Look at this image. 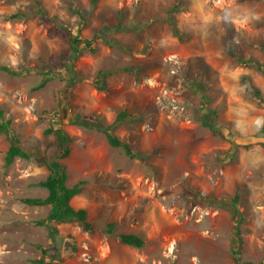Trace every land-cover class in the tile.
I'll return each mask as SVG.
<instances>
[{"label": "rangeland", "instance_id": "374dc122", "mask_svg": "<svg viewBox=\"0 0 264 264\" xmlns=\"http://www.w3.org/2000/svg\"><path fill=\"white\" fill-rule=\"evenodd\" d=\"M74 35L89 45L71 62L90 79L68 86L61 60ZM261 65L264 0H0V66L8 67L0 68V107L11 120L0 133V264H36L37 244L48 247L47 261L61 249L51 264H233L235 248L241 264H264ZM48 69L53 78L38 87ZM99 69L113 70L104 88ZM207 107L217 110V132L199 118ZM124 109L110 131L130 142L133 157L73 123L79 113L114 124ZM50 127L71 136L60 159L67 183L86 179L71 203L95 227L56 223L58 247L35 223L50 205L21 200L46 195L36 182L49 169L33 157L4 160L16 138L43 152ZM195 191L225 200L236 193L239 232L229 208ZM128 232L145 243H122ZM67 240L77 244L73 256Z\"/></svg>", "mask_w": 264, "mask_h": 264}, {"label": "trees", "instance_id": "16d2710c", "mask_svg": "<svg viewBox=\"0 0 264 264\" xmlns=\"http://www.w3.org/2000/svg\"><path fill=\"white\" fill-rule=\"evenodd\" d=\"M96 0H92V3ZM16 15V14H14ZM122 26L121 20L117 22L116 25L108 26L105 25L103 28L108 30L110 28H118ZM79 31V30H78ZM102 33V32H100ZM99 34L95 33L94 37H97ZM106 35V34H105ZM74 39L70 37L69 39V51L63 56L67 61H62L63 69L65 70L64 81L66 85L73 86L81 79H90V75H84L80 70L74 68L72 61L73 58H76L80 51L88 47L87 38H79L77 35H74ZM103 37V36H102ZM83 40V41H82ZM0 68L8 69L7 66H0ZM262 72L264 73V66L261 65ZM27 70H29L27 68ZM48 74L45 78L40 81L37 86H43L47 79L53 78V70L48 69ZM112 69H99L96 77V84L99 88H104L106 86V78L108 75L112 74ZM198 85V84H197ZM202 89V88H201ZM205 93H203L204 95ZM128 115L127 109L121 110L117 119L114 121V124H108L100 121L97 116H85L79 113L73 116V123L84 126V127H95L96 129L105 133L109 143L112 146H120L124 151L131 157L136 155L134 148L131 146L130 142L125 138L112 133L110 130L114 127L115 124L121 122ZM217 116V110L214 108L207 107L206 110L199 116L203 125L208 126L213 132H217L218 128L216 127L215 121ZM5 113L3 108L0 107V133L7 132L10 127L11 120H5ZM264 132V128L262 129ZM46 132H52L54 139L50 141L43 152L37 149H31L27 147L19 138H16L14 142L10 144L6 150L4 160L5 164H10L15 157H24L31 158L42 165H46L49 169V173L44 179H41L36 182V185L45 187L47 193L45 196H23L21 200L30 205H46L49 204L50 208L47 213V220L45 218L35 220V223L40 225H45L48 229L51 240L56 243L58 247L57 237H59L58 229L56 223L60 222H76L87 232L95 231L93 223L88 218V211L84 207L75 208L71 201L74 196L78 195L84 190L86 179L80 178L77 182L72 185L67 183V171L65 164H63L60 159L66 157L70 151V142L71 136L60 128L50 127L46 129ZM224 135V134H223ZM249 137V136H247ZM251 142V141H249ZM51 148V151L49 149ZM194 197L198 200L207 201L211 205H217L220 207H227L230 210L233 218H236V223L234 228L239 232V225L242 221V214L237 207L238 196L234 193L233 197L230 200L221 199L218 197H211L204 195L201 192L195 191ZM115 226V222H108L105 230L111 232ZM120 241L122 243L140 247L145 243V239L136 233L128 232L119 234ZM43 253L42 257L31 259L33 263L36 264H51L53 260H61L64 256H60L61 249L58 248L57 252H52L49 254L51 261L45 259V255L49 252L48 247H43L41 244H37ZM64 249L68 251V256L75 255L77 250V244L73 241H65ZM238 249H232L234 255L233 264H241L238 256ZM249 264H254L250 262Z\"/></svg>", "mask_w": 264, "mask_h": 264}]
</instances>
